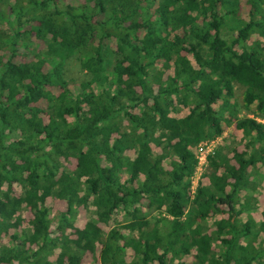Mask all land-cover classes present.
<instances>
[{
  "label": "trees",
  "instance_id": "16d2710c",
  "mask_svg": "<svg viewBox=\"0 0 264 264\" xmlns=\"http://www.w3.org/2000/svg\"><path fill=\"white\" fill-rule=\"evenodd\" d=\"M59 1L0 0V264H81L97 250L100 264H264V209L256 221L241 195L264 165V0H244L248 20L241 0ZM32 36L44 46L14 60ZM233 120L247 149H216L192 195V147ZM48 196L65 203L54 217ZM23 207L29 232L10 233Z\"/></svg>",
  "mask_w": 264,
  "mask_h": 264
},
{
  "label": "rangeland",
  "instance_id": "374dc122",
  "mask_svg": "<svg viewBox=\"0 0 264 264\" xmlns=\"http://www.w3.org/2000/svg\"><path fill=\"white\" fill-rule=\"evenodd\" d=\"M82 0H60L59 4L60 5H66V4H72L76 5L81 3ZM241 9L244 14L245 19L248 20L249 18V9L250 7L244 2V0H241ZM0 28L3 29H8V24L5 21H1L0 19ZM225 33H227L229 36L231 35L232 31L228 32V29L224 30ZM233 34V33H232ZM257 39H262L261 37H258V35L253 34L251 38L248 40V43L252 44L254 43ZM31 44L29 48H24V47H19L18 52L14 60L16 61H25L29 60L31 57H33V52L39 51L44 44L42 41L38 40L35 37H31ZM110 47H114L115 43L114 41H110L109 43ZM2 56L5 57L4 51L1 52ZM6 59V57H5ZM171 70H169V73ZM167 75V74H166ZM66 76L67 79L70 82L71 89L76 90L78 88V84L81 80L85 78V73L81 70L79 63L76 58L72 57L70 61L68 62L66 66ZM57 92V90L55 89ZM244 92V86L235 83L234 84V97L231 99L232 102H235L237 105L238 109V114L239 116H247L248 113L242 109L240 104H242V96ZM220 103H218L215 107L219 108ZM177 109L172 110V114L176 116H182L188 112V109L185 106L182 105H177ZM260 120V119H259ZM264 122V120H263ZM262 122V123H263ZM223 127L224 131L223 133L210 140H204L202 141V144H197L192 147V151L195 153L196 156H201V152L207 153L208 147H212L213 150H216L218 148H224L226 152L229 153V156L232 155V150L233 148L238 149L239 151L246 150L247 149V144L250 142L251 137L248 135H245L241 129H239L236 126L235 121H223ZM153 148L156 151H160L158 147L153 144ZM230 151V152H229ZM210 155H212V152H210ZM198 159V158H197ZM202 159L200 157V160L202 162ZM200 160L198 159L197 167L195 168L194 174L191 176V194H192V189H195V187L198 186L199 183L207 184L209 182L208 180V172L210 171V166H209V160L207 164L201 163ZM62 162L66 167H69L72 169L75 165V159L70 158L68 160L62 159ZM164 164L166 167L169 166L168 160L164 161ZM201 166V168H199ZM251 180L253 181V188L251 190H244L242 192V200L243 201H249V204L252 208L250 211L251 215L254 217L256 221H259L261 218V211L264 209V165H259L257 168L251 169ZM15 191L16 193H20V187L18 185H15ZM247 198V199H246ZM46 203L50 208V214L52 217H54L58 211H61L65 207L64 201L54 198L52 196H48L46 198ZM94 210L93 207L89 208H84L80 207L77 211V214L75 215L74 218V225L77 227H84L87 222H92V219L94 217ZM20 215L22 217V222L18 228H12L10 229V233H28L30 229V219L32 217L31 211L23 207L22 210L20 211ZM159 216V212H152L149 214V216ZM218 216H214L210 218L209 220L206 221V225L209 226L210 228L208 231H212V221L216 219ZM242 219L246 220L247 214L244 213L242 214ZM124 220V214L120 210L118 211L115 220H113L111 223L114 224L116 221H122ZM102 225V224H101ZM54 226V223L52 224ZM104 230L107 229L106 226L102 225ZM0 243L8 245L9 244V238L7 236H1L0 237ZM191 255H187L185 257L186 261L191 260ZM81 264H100L98 260V250L95 254L91 252H86L82 258V263Z\"/></svg>",
  "mask_w": 264,
  "mask_h": 264
},
{
  "label": "built area",
  "instance_id": "2783aa9c",
  "mask_svg": "<svg viewBox=\"0 0 264 264\" xmlns=\"http://www.w3.org/2000/svg\"><path fill=\"white\" fill-rule=\"evenodd\" d=\"M263 120H264V119H260L259 121H260V122H263ZM263 123H264V122H263ZM202 143H203V142L201 141L199 144H202ZM210 152H212V154H214L215 150H213L212 147H208V149H207V153H203V152H201V156H196V157H197L199 160H200V157L203 158V159H202V162H201V160H200V162H201V163H205V164H207V162H208V160H209ZM198 159H197V163H198ZM196 168H198V167L196 166ZM199 168H201V166H199ZM195 189H196V187H195ZM195 189H192V195H193V193L195 192Z\"/></svg>",
  "mask_w": 264,
  "mask_h": 264
}]
</instances>
